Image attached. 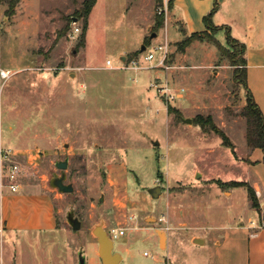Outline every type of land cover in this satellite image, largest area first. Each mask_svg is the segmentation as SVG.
Wrapping results in <instances>:
<instances>
[{"label":"rangeland","instance_id":"rangeland-1","mask_svg":"<svg viewBox=\"0 0 264 264\" xmlns=\"http://www.w3.org/2000/svg\"><path fill=\"white\" fill-rule=\"evenodd\" d=\"M83 2L20 0L8 16V0H0V68L11 72L0 76V143L3 152H11L3 170L20 165L14 182L25 188L18 193L36 196L41 188L52 189L59 226L69 230L5 231L2 263L79 264L83 251L86 264H103L93 234L102 224L107 231L127 228L113 239L120 264H201L211 232L257 221L247 188L228 184L264 182L262 150L246 142V90L213 42L182 49L179 42L188 35L173 20L165 35L168 2L159 13L161 0L153 12L151 0H97L81 43ZM156 14L164 15L161 27ZM209 32L234 51L226 28ZM166 42L167 67H125ZM108 59L113 68L106 66ZM198 115H210L235 151L210 127L195 123ZM184 117L193 123H184ZM66 157L71 193L49 183L61 172L56 162ZM158 185L162 191L154 197L149 189ZM68 210L81 220L79 230L67 222ZM163 216L173 226L169 236L176 237L168 248L160 246L156 233L164 231ZM194 234L207 244L188 243L184 236Z\"/></svg>","mask_w":264,"mask_h":264},{"label":"crops","instance_id":"crops-1","mask_svg":"<svg viewBox=\"0 0 264 264\" xmlns=\"http://www.w3.org/2000/svg\"><path fill=\"white\" fill-rule=\"evenodd\" d=\"M155 1L151 0L152 12ZM166 1H171V7L167 10L165 21L167 23V27L165 25V35L167 36L171 20L174 23L177 22L178 26L181 24V28H179L184 33V36L206 30L207 27L203 18L212 10H214L212 19L215 25L230 24L231 35L245 45L247 84L264 115V0ZM163 2L162 4H164ZM227 6L228 9L224 11ZM184 24H186L187 29L184 28ZM195 42H200V40H195L191 44ZM125 58L126 51L123 50L120 59L124 60ZM2 152L3 146L0 143V239L5 231L57 232L61 229L68 230L66 227L59 226L57 216L59 211L56 210L55 206L56 195H52V189L41 188V192L36 196H28L18 193V189L25 188L24 184L17 183L16 190H12L8 184L2 185ZM252 186L256 190L260 203L259 210L254 208L257 221L250 220L249 224L240 222L239 225L231 226L228 229H222L223 226H219L216 232H211L209 234V245L199 258L202 262L201 264H264V182L256 181ZM4 189L7 191L6 194L3 192ZM231 194V191H229L227 195ZM179 223L183 226L189 224L187 221ZM190 224L194 228L200 226L191 222ZM172 228L173 226L170 225L169 230H172ZM156 233L158 234L157 231ZM164 233V248H168L176 240V237L169 236L168 230H164ZM184 237L188 243L193 245L207 244V238L205 237H198L195 234L188 237L190 238L189 240L186 236ZM123 252L128 253V247H124ZM0 264H3L1 256ZM167 264H169L168 261Z\"/></svg>","mask_w":264,"mask_h":264},{"label":"trees","instance_id":"trees-1","mask_svg":"<svg viewBox=\"0 0 264 264\" xmlns=\"http://www.w3.org/2000/svg\"><path fill=\"white\" fill-rule=\"evenodd\" d=\"M19 1L20 0H8V8H7L8 16H12L15 14V9ZM161 2H163V0H161ZM96 3L97 0H84L83 2L81 15L83 16V20H84L83 21L84 31L81 37V41H80L81 43H83L86 31L88 29L89 15ZM168 5L169 7H171V1H168ZM213 14H214V10L210 11L203 18V21L207 27L206 30L191 33L190 35H188L179 42L180 43L179 47H181L182 49H186L187 46H189L195 40H200V41L207 40L213 42V44L219 49L221 54L227 56L230 59L231 65L234 68L233 70L234 81L236 83L243 85L247 94L246 105L242 110V115L246 118V125H247V130H246L247 146L250 148L261 149L263 152V159H264V115L262 113L261 108L255 101L254 96L247 84V67H246L247 64L245 58V45L239 42L231 35L228 26L215 25L212 19ZM155 20H156L155 25L161 27L164 22V15L156 14ZM222 28H226L227 30L226 37L229 43L231 44V46L234 48V51L230 52L225 46H223L217 39H215L212 36V33L209 32V30H212L213 32L217 33ZM236 54L238 55V61L236 59L237 58ZM239 66H241V68H239ZM194 122L198 123L203 128L210 127L211 130H213L222 138L224 145L231 148L233 152L235 151L234 143L229 139L226 133L214 123L210 115L206 117H203L202 115H198L197 117L194 118ZM228 184L232 186L246 187L251 198V206L259 210L260 203L256 190L254 189L253 186H251L249 183L245 181H232Z\"/></svg>","mask_w":264,"mask_h":264},{"label":"water","instance_id":"water-1","mask_svg":"<svg viewBox=\"0 0 264 264\" xmlns=\"http://www.w3.org/2000/svg\"><path fill=\"white\" fill-rule=\"evenodd\" d=\"M156 33H152L150 35L151 38H154ZM146 49L145 45H142L140 51L143 52ZM182 121L186 124H192L193 119L190 117L182 118ZM154 144H159L158 141H154ZM69 164V158L66 157L64 160H60L56 162V167L61 170V174L54 173L50 178V185L53 188H57L60 192L71 193L74 190V185L71 182H66L67 173L66 169ZM161 187L155 186L149 189V192L152 196L157 197L161 194ZM67 222L70 224L72 229L79 230L81 228V220L75 215L73 210H68L66 214ZM93 234L95 235L98 242V254L101 258L103 264H120L122 261V255L114 251V241L110 237L108 231L103 227L102 224H98L93 228ZM160 238V246L163 245L165 241V233L164 231H159ZM79 264H86L85 256L83 255V251H81L80 262Z\"/></svg>","mask_w":264,"mask_h":264},{"label":"built area","instance_id":"built-area-1","mask_svg":"<svg viewBox=\"0 0 264 264\" xmlns=\"http://www.w3.org/2000/svg\"><path fill=\"white\" fill-rule=\"evenodd\" d=\"M163 3L164 4L159 6V13H163V12L165 13L167 10V1L164 0ZM79 31H80L79 27L74 28L75 34L78 33ZM167 44L168 43L166 42L163 44L155 45L152 50H150L148 52H144L143 58L133 57L132 59H130L128 61L127 65L125 67L135 69V70L145 69L146 66H151L152 68L153 67H167V64H166V58L168 56V45ZM123 63L125 64L126 62H123ZM146 63H150V65H145ZM106 66L109 68H113L112 62L110 59H108L106 61ZM10 74H11V72L9 70H5L3 68H0V76L2 78H7L10 76ZM182 91H184V89H182ZM173 98H174V95H173ZM10 155H11V152H6V151L2 152V154H1V181H2L3 186L8 184V186L12 190H16L18 185H17V182H14V181L17 180L19 175H20V165L18 163H10L8 165L6 174L4 173V170H3V161L7 160V158H9ZM4 176L9 178V180L11 182L6 183L4 180ZM159 221L161 223L165 224L162 227V229H164L166 231L170 229L169 222L165 216L160 217ZM126 229L127 228H125V227H123V228L118 227V226L112 227L108 230V233L112 239H115L121 235H124ZM145 254H148V253L145 252ZM159 264H167V261H162Z\"/></svg>","mask_w":264,"mask_h":264},{"label":"flooded vegetation","instance_id":"flooded-vegetation-1","mask_svg":"<svg viewBox=\"0 0 264 264\" xmlns=\"http://www.w3.org/2000/svg\"><path fill=\"white\" fill-rule=\"evenodd\" d=\"M60 174H61V172H60Z\"/></svg>","mask_w":264,"mask_h":264}]
</instances>
